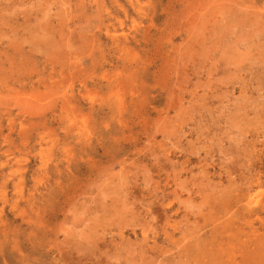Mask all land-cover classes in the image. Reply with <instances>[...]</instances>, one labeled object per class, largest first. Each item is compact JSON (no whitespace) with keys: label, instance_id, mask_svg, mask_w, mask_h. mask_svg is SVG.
<instances>
[{"label":"rangeland","instance_id":"obj_1","mask_svg":"<svg viewBox=\"0 0 264 264\" xmlns=\"http://www.w3.org/2000/svg\"><path fill=\"white\" fill-rule=\"evenodd\" d=\"M164 262L264 264V0H0V264Z\"/></svg>","mask_w":264,"mask_h":264},{"label":"bare ground","instance_id":"obj_2","mask_svg":"<svg viewBox=\"0 0 264 264\" xmlns=\"http://www.w3.org/2000/svg\"><path fill=\"white\" fill-rule=\"evenodd\" d=\"M255 198H256V197H255ZM112 206H113V205H112ZM229 209H230V208H229ZM119 212H120V211H119ZM160 217H161V216H160ZM173 239H174V238H173ZM143 242H144V241H143ZM124 246H125V245H124ZM137 249H138V248H137ZM109 250H110V249H109ZM125 250H126V249H125ZM125 250H124V251H125ZM138 250H139V249H138ZM124 251H123V252H124ZM99 252H101V251H99ZM125 252H126V251H125ZM106 253H107V252H106ZM107 254H108V253H107ZM151 254H152V253H151ZM119 256H120V255H119ZM125 257H126V256H125ZM143 258H144V257H143ZM145 258H146V257H145ZM115 260H116V259H115ZM109 261H110V260H109ZM120 261H121V260H120ZM117 262H118V261H117ZM164 263H165V262H164ZM165 264H166V263H165Z\"/></svg>","mask_w":264,"mask_h":264}]
</instances>
